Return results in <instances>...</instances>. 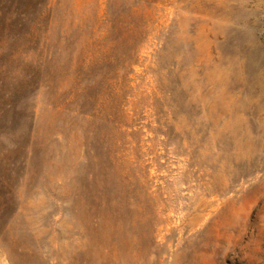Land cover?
I'll list each match as a JSON object with an SVG mask.
<instances>
[{"label": "rangeland", "instance_id": "374dc122", "mask_svg": "<svg viewBox=\"0 0 264 264\" xmlns=\"http://www.w3.org/2000/svg\"><path fill=\"white\" fill-rule=\"evenodd\" d=\"M0 264H264V0H0Z\"/></svg>", "mask_w": 264, "mask_h": 264}]
</instances>
